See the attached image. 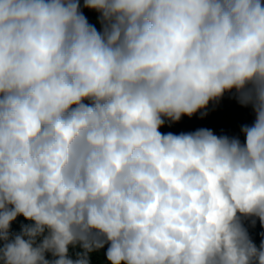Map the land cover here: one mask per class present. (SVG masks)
Masks as SVG:
<instances>
[{"label": "clouds", "instance_id": "9594fccd", "mask_svg": "<svg viewBox=\"0 0 264 264\" xmlns=\"http://www.w3.org/2000/svg\"><path fill=\"white\" fill-rule=\"evenodd\" d=\"M226 94L243 142L161 133ZM257 220L264 0H0V264H264Z\"/></svg>", "mask_w": 264, "mask_h": 264}, {"label": "trees", "instance_id": "16d2710c", "mask_svg": "<svg viewBox=\"0 0 264 264\" xmlns=\"http://www.w3.org/2000/svg\"><path fill=\"white\" fill-rule=\"evenodd\" d=\"M90 23L96 25L97 14L92 11L84 10ZM208 114L201 117L199 113L189 118L187 116L182 117L179 122L171 123L166 121L164 126L160 128L161 133L167 134L169 132L173 134L187 133L195 131L199 128H208L214 131L217 135L238 136L241 142L244 141V136L240 129L242 125L251 124L254 115L252 111L240 106L230 94H226L224 98L218 104H210L207 110ZM29 223L22 216L18 217L12 224V231L19 232L21 225ZM245 226L248 227L249 234L254 242L259 245L262 234H264V228L260 226L257 220L254 227L251 226L250 221H245ZM92 264H107L104 255V250L92 255Z\"/></svg>", "mask_w": 264, "mask_h": 264}, {"label": "rangeland", "instance_id": "374dc122", "mask_svg": "<svg viewBox=\"0 0 264 264\" xmlns=\"http://www.w3.org/2000/svg\"><path fill=\"white\" fill-rule=\"evenodd\" d=\"M244 108H245V109H247V110H250V111H252V110H251V108H246V107H244Z\"/></svg>", "mask_w": 264, "mask_h": 264}]
</instances>
